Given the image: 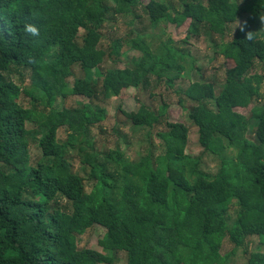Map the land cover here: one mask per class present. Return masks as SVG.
<instances>
[{"label":"trees","instance_id":"trees-1","mask_svg":"<svg viewBox=\"0 0 264 264\" xmlns=\"http://www.w3.org/2000/svg\"><path fill=\"white\" fill-rule=\"evenodd\" d=\"M247 1L181 0V10L173 12L140 0H0V264L103 262L78 248V236L96 224L106 228L101 248L112 256L124 251L125 264H228L235 249L248 253L252 237L259 244L247 264H264V103L251 107L253 98L264 101V71L252 73L260 64L264 69V32L248 42L239 31L217 46L233 63L217 95L211 83L193 82L184 90L198 144L218 160L212 177L186 153L188 128L167 118L165 103L150 109L136 101L124 111L135 130L163 125L156 133L161 154L147 147L132 161L119 148L98 149L91 132L107 118L102 97L146 89L153 78L171 88L193 62L172 41L151 48L145 32L136 33L130 43L139 58L96 80L92 71L103 61L106 23L129 14L156 30L161 21L180 27L189 20L185 42L201 31L223 37L242 15L264 16V0ZM26 23L39 28L38 43L24 35ZM109 48L118 55L119 41ZM28 55L40 63L28 64ZM71 96L81 98L77 106L57 107ZM249 108L248 118L238 110ZM62 127L68 131L63 143ZM32 145L40 153L35 159ZM74 152L90 168V191L86 176L73 170ZM224 240L233 250L222 255Z\"/></svg>","mask_w":264,"mask_h":264},{"label":"rangeland","instance_id":"rangeland-1","mask_svg":"<svg viewBox=\"0 0 264 264\" xmlns=\"http://www.w3.org/2000/svg\"><path fill=\"white\" fill-rule=\"evenodd\" d=\"M143 5L162 4L164 7H169L173 12L181 10V0H140ZM205 3V0H197ZM241 4H245L247 0H238ZM112 3V0H111ZM260 15L254 13H248L242 15L238 21H247V30L262 34L264 25L260 22ZM190 21L186 20L182 26L177 27L170 21H161L156 30H151L148 26V21L145 19L132 21V17L129 14H118L115 16V20L108 22L102 29L103 39L99 46L100 51L103 52V61L100 67L92 71V76L96 80L101 79L102 73L110 68L118 67L123 68L131 66L132 58H139V53L131 48L130 39L134 38L136 33H144L147 35L146 41L151 48H154L160 41L167 42L172 41L171 46L177 50H182L190 55V59H193L192 67L187 68L186 73L174 82L173 87H167L163 83H157L155 78L150 82V86L146 89H127L118 97L101 99L100 106L107 110V118L101 125L92 127L91 132L93 136H96V145L100 150L116 149L122 150L126 157L135 161L140 156L144 155L146 148L151 149L154 154H161L163 147L160 139L156 136L157 131L163 128V125L155 127L153 130L132 128L130 122L127 120L124 111L132 110L136 107V101L143 103L150 109H156L159 104L165 103L168 105L167 118L172 121L180 122L188 128V142L186 146V153L190 156H194L199 160L200 172L212 177L218 170V160L213 157L212 154L205 152L198 144L197 128L193 126L188 119V108L191 103L185 96V88L193 82L199 83H211L214 87V92L217 95L224 84L226 77V70L233 66V63L224 59L219 53L218 45L230 41L240 31L237 28V21L229 25L228 32L222 37L219 35H213L206 37L205 33L201 31L200 37L185 40V34L189 27ZM84 32H80L82 35ZM149 36V37H148ZM113 40L119 41L118 55L113 56L109 54V47ZM262 65H258L252 71L263 73ZM68 87H73V78L68 79ZM98 83L101 84V81ZM261 94L264 93V78L260 88ZM181 100V104L178 102ZM81 101L80 97H68L65 101L58 100L57 107L62 109L63 106L75 107L78 102ZM22 103L28 106L27 99L23 98ZM264 101L254 99L251 107L255 105H262ZM208 108H212L211 102L205 103ZM250 107V108H251ZM249 109H238L244 117H249ZM254 129H250L249 135H253ZM149 134V135H147ZM68 137V131L66 127H62L58 131V141L65 142ZM251 138V137H250ZM149 141L150 144H146L145 141ZM149 145V146H148ZM40 155L37 146L32 145L30 147V156L35 159ZM73 170L80 173L82 176H86V188L88 191L92 188V182L88 179L90 174V168L84 165L77 154L71 153ZM31 159V160H32ZM66 205V200L61 202V205ZM235 207L230 210V216L233 215ZM106 232V228L100 224H96L92 228L88 229L84 235L78 236V248L88 249L92 251L100 259H104L103 262L97 264H125L126 254L124 251H119L117 254L110 255L107 251L103 250L99 245ZM248 253L255 251L258 246L257 237L249 238ZM233 250V245L227 240H224L221 247V254L230 253ZM248 253H244L242 248L235 249L233 254L229 256L228 264H247ZM111 259V260H110Z\"/></svg>","mask_w":264,"mask_h":264},{"label":"clouds","instance_id":"clouds-1","mask_svg":"<svg viewBox=\"0 0 264 264\" xmlns=\"http://www.w3.org/2000/svg\"><path fill=\"white\" fill-rule=\"evenodd\" d=\"M259 19H260L261 24L264 25V16H260ZM237 28H239L240 31L245 34L244 35L245 41L254 42L257 39V32L246 31L247 21L241 22V21L237 20ZM261 30H264V28H262ZM23 33L26 37L31 38L33 43L39 42L38 38L40 36V30L35 24L26 23L23 27ZM26 62L30 65H38L40 63L38 58H36L32 55H28L26 57Z\"/></svg>","mask_w":264,"mask_h":264}]
</instances>
